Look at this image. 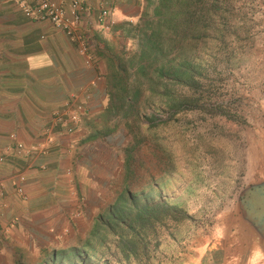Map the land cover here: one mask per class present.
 Wrapping results in <instances>:
<instances>
[{
	"label": "rangeland",
	"instance_id": "1",
	"mask_svg": "<svg viewBox=\"0 0 264 264\" xmlns=\"http://www.w3.org/2000/svg\"><path fill=\"white\" fill-rule=\"evenodd\" d=\"M220 1L226 11L209 12L212 0H137V17L108 21L107 32L99 12L89 46L103 50L108 95L126 100L113 103L87 141L80 170L86 209L69 217L58 243L14 253L10 264H264V212L247 203L251 193L264 194V0ZM177 30L201 36L193 46L202 60L219 56L204 78V88L213 87L202 96L222 113L171 117L165 109L155 71L161 61L148 54L157 44L164 62L179 60L190 39L171 51ZM219 39L226 40L220 50ZM118 72L125 78L119 87ZM148 121L161 123L148 128ZM127 194L157 221L130 229L126 220H107ZM157 202L182 213L173 222L160 205L150 211Z\"/></svg>",
	"mask_w": 264,
	"mask_h": 264
},
{
	"label": "crops",
	"instance_id": "2",
	"mask_svg": "<svg viewBox=\"0 0 264 264\" xmlns=\"http://www.w3.org/2000/svg\"><path fill=\"white\" fill-rule=\"evenodd\" d=\"M73 1L82 5L80 30L89 43V28L104 6L112 23L136 18L140 10L137 0H66L68 8ZM89 51L91 67L62 30L0 0V264H10L14 253H39L42 241L58 243L69 217L86 209L84 150L109 99L103 50L90 45ZM71 100L86 107L85 115L73 133L55 128L48 138L54 115Z\"/></svg>",
	"mask_w": 264,
	"mask_h": 264
},
{
	"label": "trees",
	"instance_id": "3",
	"mask_svg": "<svg viewBox=\"0 0 264 264\" xmlns=\"http://www.w3.org/2000/svg\"><path fill=\"white\" fill-rule=\"evenodd\" d=\"M158 7V6H157ZM202 10L201 8L199 11ZM226 11V7L223 6L220 0H212L211 4L208 6V11ZM191 19V18H190ZM200 19V18H199ZM192 19L191 24L193 25L194 23L198 25V21L201 20H194ZM193 21V22H192ZM211 22H208L204 25V31L206 32L208 30V27ZM176 29V28H175ZM194 31H192L193 33ZM176 34V42L174 43L173 41L170 42L171 51L176 48L177 45H182L184 42L186 44L187 39H190L189 47L185 48L186 53L180 52L179 55V60L175 58L167 60V62H164L166 57L164 55V52L162 49L159 48L157 44H153V46L150 47V52L148 54L149 57H155V62H160L158 64V68H156V74L158 78L160 79V92H164L166 95V99L162 100L164 101L163 105L165 109L168 111L171 117L176 116L177 114H180V112L184 111H191V112H200L204 111L206 113H222L220 109L222 106H217L215 104H211L209 102L208 98H205L202 96L205 91L209 92L210 89L213 87L212 84H207L205 86L208 87V89L204 88V78H206L205 74L206 72H213L216 70V61H218L219 56L211 52L207 56V60H202L201 54H198V49L196 46H193L194 42L196 43L198 40L197 38L201 37H193L190 34V31L187 33L182 32L179 33L178 30L177 32L175 31ZM226 40L224 39H219V50L223 49L225 46ZM182 48V46H180ZM191 55V56H187ZM219 61H222L220 58ZM122 73H125L126 71L124 68H120ZM146 70V66L144 63H140L138 71L139 73H144ZM119 75L120 78L118 79L116 76ZM114 84L117 87L120 86L122 82H125V78L122 76L121 73L118 72V74H114ZM212 83V81L210 82ZM177 89H185L187 92L186 94H177ZM124 94H127V92H123ZM125 96V95H124ZM164 98V97H163ZM121 96L119 95H114L110 94L109 95V104L107 107V112L106 114H110L112 109H113V103H120L123 101ZM126 100V99H125ZM137 100V99H136ZM136 100H132L131 104L135 106ZM132 108V107H131ZM140 119V118H138ZM149 119V118H148ZM151 121V120H150ZM146 123V125L149 127L153 126H158L161 121H157L156 123L150 122ZM157 199L159 200V195H157ZM121 197H119L120 199ZM117 200L114 204L113 207L111 208V214L107 218V220L112 221H123L125 222V225L127 224L130 229H133L134 226L137 223H141L143 225L145 224H152L157 221L156 216H152L149 213V210L147 211L146 209L143 208H138L136 207L133 202L134 197L131 194H127L126 196H123V200ZM120 201V202H119ZM133 201V202H132ZM123 205L122 207L120 205ZM162 206L161 202H157V204H154L153 208L150 209V211H154L155 213H158L159 210L162 209L159 213H163L164 215H167L169 213V216L171 217V220L174 222L176 218H179V214L182 213L181 210L177 208H162L158 206ZM126 207V208H125ZM134 207V208H133ZM159 208V210H158ZM179 215V216H177ZM127 226V227H128ZM128 227V228H129Z\"/></svg>",
	"mask_w": 264,
	"mask_h": 264
},
{
	"label": "built area",
	"instance_id": "4",
	"mask_svg": "<svg viewBox=\"0 0 264 264\" xmlns=\"http://www.w3.org/2000/svg\"><path fill=\"white\" fill-rule=\"evenodd\" d=\"M31 20L35 22H49L62 30L68 38L78 46L79 52L85 58L87 67L94 65V59L89 51V42L81 33L82 5L78 1H73L68 8L66 0H10ZM100 11V25L103 29L109 28L106 21L110 18V8L104 6ZM86 113V107L80 103L70 101L66 104L62 112L56 113L53 117L52 125L47 129V137L52 135L53 129L65 131L67 134L74 132L75 127ZM22 149V146H18ZM28 154V152H25ZM3 158L0 157V162ZM24 180L23 177L20 178ZM17 192L25 198L22 188H17Z\"/></svg>",
	"mask_w": 264,
	"mask_h": 264
},
{
	"label": "water",
	"instance_id": "5",
	"mask_svg": "<svg viewBox=\"0 0 264 264\" xmlns=\"http://www.w3.org/2000/svg\"><path fill=\"white\" fill-rule=\"evenodd\" d=\"M250 205H252V209L260 213L264 212V194L259 192H253L250 195V200L247 201Z\"/></svg>",
	"mask_w": 264,
	"mask_h": 264
}]
</instances>
